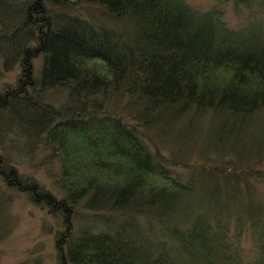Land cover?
I'll list each match as a JSON object with an SVG mask.
<instances>
[{"label":"trees","instance_id":"obj_1","mask_svg":"<svg viewBox=\"0 0 264 264\" xmlns=\"http://www.w3.org/2000/svg\"><path fill=\"white\" fill-rule=\"evenodd\" d=\"M236 2L255 10L232 29L185 0H0L1 52L23 69L0 93V124L28 140L44 116L31 139L60 161L65 196L2 154L0 175L61 218L57 264H264L259 167L187 160L208 115L219 143L243 131L264 151V123L247 120H264V0ZM51 90L65 92L59 106Z\"/></svg>","mask_w":264,"mask_h":264},{"label":"rangeland","instance_id":"obj_2","mask_svg":"<svg viewBox=\"0 0 264 264\" xmlns=\"http://www.w3.org/2000/svg\"><path fill=\"white\" fill-rule=\"evenodd\" d=\"M18 1L11 0L10 2L7 0V4L18 5ZM185 1L190 6L202 11L212 10L216 6L223 11L224 21L232 29L243 26L246 22L245 19L255 10V6L249 9L248 6L237 3L236 0ZM5 47L0 46V93L16 86L23 76L19 56L14 52L4 53V55L1 50H5ZM34 62L35 76L39 77L43 62L42 57H38ZM58 94L59 96H57ZM64 98L65 92L63 90L46 92V101L54 106H59ZM38 108L40 111L41 108L39 106ZM28 116L29 112L24 111L19 112L16 118L18 120L23 118L26 121ZM208 117L209 115L204 116L196 126L195 131L200 133L201 138L194 143L192 151L188 154L189 164L197 163L209 169L215 168L216 165L231 166L230 168L246 165L259 167L263 179L256 182L253 188L255 197L264 200V163L260 166L255 164L260 161L259 155L264 157V151L250 149L246 145L249 134L243 136V131L240 132L238 138H229L230 142L227 144L219 143L214 125L210 123ZM43 119L44 116L40 115L33 126L27 125L29 127L26 132L28 140L20 134L15 135L14 130L16 128L12 122H9L7 128L0 124V154L7 163L18 168L24 181L27 180L28 183L35 181L54 195L58 192L57 197H61L60 195L64 196V192L57 186V178L61 170L60 161L51 154L43 137H39L35 142H32L31 139L33 131ZM247 120L255 124V127H262L264 123V120H259L258 114ZM247 120L243 119V122ZM255 132L253 138L257 139L260 133L257 130ZM239 140L243 144L239 146L238 150H234L232 147L239 143ZM163 149L165 153L171 155L165 145H163ZM234 165L236 167H232ZM61 227V218L56 216L51 208L43 202L39 203L32 200L27 192L8 186L6 180L0 175V264H57L56 235L58 230L62 229ZM249 248L251 250L249 257H255L257 255L256 250L252 247Z\"/></svg>","mask_w":264,"mask_h":264},{"label":"bare ground","instance_id":"obj_3","mask_svg":"<svg viewBox=\"0 0 264 264\" xmlns=\"http://www.w3.org/2000/svg\"><path fill=\"white\" fill-rule=\"evenodd\" d=\"M1 15H2V14H1ZM213 17H214V16H213ZM1 56H2V55H1ZM21 57H22V55H21ZM40 57H41V56H40ZM34 59H35V58H34ZM10 60H11V59H10ZM17 60H18V59H17ZM33 61H34V60H32V63H33ZM42 61H43V60H42ZM12 62H15V61H12ZM16 62H18V61H16ZM35 62H36V61H35ZM35 62H34V63H35ZM7 63H8V62H7ZM42 64H43V63H42ZM7 65H8V64H7ZM35 65H36V64H35ZM15 66H16V65H15ZM17 67H18V66H17ZM39 67H40V66H39ZM14 68H15V67H14ZM20 68H21V67H20ZM34 68L36 69V67H34ZM37 69H38V67H37ZM11 70H12V68H11ZM7 71H8V70H7ZM35 73H36V72H35ZM37 74H38V73H37ZM18 78H19V77H18ZM0 80H1V78H0ZM5 86H7V85H5ZM7 87H9V86H7ZM0 91H1V90H0ZM61 93H63V92H61ZM57 96H59V94H58ZM58 98H59V97H58ZM56 158H57V157H56ZM57 159H58V158H57ZM57 191H58V190H57ZM57 191H56V192H57ZM62 191H63V190H62ZM62 191H61V192H62ZM52 192H53V191H52ZM64 192H65V191H64ZM57 195H58V192H57L56 196H57ZM60 196L62 197L63 195H60ZM64 196H65V194H64Z\"/></svg>","mask_w":264,"mask_h":264}]
</instances>
